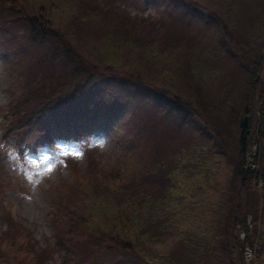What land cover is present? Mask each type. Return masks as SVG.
<instances>
[{"label": "trees", "instance_id": "obj_1", "mask_svg": "<svg viewBox=\"0 0 264 264\" xmlns=\"http://www.w3.org/2000/svg\"><path fill=\"white\" fill-rule=\"evenodd\" d=\"M31 1L34 3L0 0V28L14 25L21 30L28 29L27 36L35 52L31 70L21 87L8 98L9 116L13 122L9 129L20 135L19 143L39 137L52 144L54 136L85 132L101 114L128 109L131 120L136 122L140 111L147 112L148 107L153 110L143 116L144 125H133L136 135L146 134L145 143L129 144L130 149L140 147V151L132 152V155L122 152L114 170L105 172L86 145L82 162L71 156L64 158L67 164L75 160L70 165V182L65 188L56 190L52 197L45 190L51 208L48 223L53 232L54 249L62 257L61 264H123L121 260L127 256L136 258L141 264H172V255L182 256V260L173 264H264V207L259 199L250 202L247 196L250 188L264 190L263 79L258 86L251 80L245 93L241 114L248 119L249 126L239 134L232 158L224 157L219 150L213 153L214 162L225 164V168L220 169L215 178L209 174L212 181L205 180L206 190L194 185V175L201 176L198 171L212 163L206 152L195 153L193 149L179 145V159L186 164L181 167L183 180L173 179L176 167H172L169 174L160 160L155 171L150 173V166L145 165L148 155L154 149L161 153L162 149L158 144L150 149L149 131H155L161 125V120L156 117L162 106L170 105L169 112L175 110L171 105L177 101L167 96L162 88L146 82L159 90L153 99L156 105L140 106L137 103L133 106L136 93L129 90L128 81L140 80L135 71L121 63L117 67L111 64L98 66L79 43L81 35L102 27L112 33L136 32L134 20L137 15L132 17L126 13L124 16L120 0H67L76 4L77 13L66 15L60 13L59 0ZM227 1L230 8L237 11L248 9L249 0H225L224 5H220L222 9L229 6ZM184 2L202 8L218 23L226 25L219 10L216 9L218 14L194 0ZM252 10L264 11V1L257 0ZM183 11L184 5L182 11H166L150 20L152 39L176 45L180 29L184 30V39L193 37L196 17H189ZM253 14L254 21L259 22L261 13ZM262 14L264 19V12ZM234 18L244 21L239 14L230 20ZM95 21L99 24L93 26L91 23ZM202 24L204 26L206 22ZM138 38L141 37L133 36L127 42L133 47L143 45L148 51L154 49L146 39L137 43L142 40ZM107 45L118 47L114 42ZM94 46L110 49L104 43L99 47L94 43ZM242 57L253 58V75L264 74V47L252 56L243 51ZM149 96L146 94L145 97ZM121 145L124 150L128 149V142ZM129 156L133 160L130 172L120 164ZM186 187L189 189L185 196L197 199V202L182 205L180 191ZM3 190L0 186V195ZM121 207L125 208L116 210L115 214L111 212V208ZM4 220L5 228L0 230V264H20L19 252L16 253L21 248L18 241L26 232L11 214L6 213ZM136 221L138 227H133L131 224ZM126 222L136 236L126 229ZM3 244L11 249L15 246V252L7 253ZM246 247L252 252L249 261L244 259ZM182 249L185 251L181 254ZM44 250L35 246L28 248L35 264H43ZM205 258L210 262L204 263L208 261Z\"/></svg>", "mask_w": 264, "mask_h": 264}, {"label": "rangeland", "instance_id": "obj_2", "mask_svg": "<svg viewBox=\"0 0 264 264\" xmlns=\"http://www.w3.org/2000/svg\"><path fill=\"white\" fill-rule=\"evenodd\" d=\"M27 1L34 3L31 0ZM194 1L222 12L220 18L226 25L218 23L217 19L208 15L205 10L184 0H120L124 6L121 9L125 12L124 16L126 13L132 17L137 15L138 18L134 20L137 22L134 25L136 29L133 28L136 32L112 33L106 32L105 27H102L81 35L79 43L80 48L87 51L92 62L98 66L111 64L117 67L121 63L135 71V75L140 80L128 81L129 90L136 93L133 106L137 103L140 106L156 105L153 99L159 90H155L146 82L162 88L167 96L177 101L171 105L175 110L168 112L170 105L165 108L162 106L160 109L156 119L161 120V125L155 131H149L148 137H150V149L153 150L158 144L162 151L161 153H157L156 149L151 151L145 165L150 166V173H153L160 160L164 171L169 174L176 167L177 173L173 175V179L183 180L181 167L186 164L179 159V145L191 148L195 153L206 152L211 156L212 163L198 171L201 176L194 175L195 187L206 190L205 180L212 181L210 178H215L218 171L225 168V164L214 162L216 157L213 153L219 150L224 157L231 159L232 151H235L237 138L242 131L240 121L243 118L241 111L245 93L251 80H254L252 82L256 86L261 79L264 81L263 73L253 75V58L242 57L243 51L248 56H252L264 47V19H262L264 11L252 10L257 0H249L248 9L242 8L241 11L230 8L228 1L229 6H224L222 9L220 5H224L225 0ZM75 5L67 0H59L60 13L62 15L77 13ZM183 5L184 14L196 17L197 25L193 30V37L184 39V30L180 29V38L176 45L167 41L153 40L150 20L166 11H182ZM253 13H261L259 22L254 21ZM236 14L242 16L244 21L236 18L230 20ZM203 22H206L204 26ZM91 24L97 25L99 21ZM27 33L28 29L21 30L14 25L0 28V186L4 188L0 195V230L5 228L6 213L11 214L13 219L24 228L25 237L18 241L21 248L16 252H19L20 264H35L32 253L28 251L30 246L45 249L43 264H61L62 257L54 249L53 232L48 223V213L51 208L46 200L45 190L47 189L52 197L56 190L65 188L70 182L72 171L70 165L75 163V160L67 164L64 163V158L71 156L82 162L84 145H86L90 153L97 158L98 163L104 166L105 172L114 170L119 165L116 160L122 152L132 155V152L140 151V147L130 149L129 144L145 143L146 134L136 135L133 125H144L143 116H148L153 110L148 107L147 112L140 111L136 122L131 120L128 109L101 114L88 125V130L85 132L54 136L52 144L41 141L39 137L32 140L24 139L19 143L20 135L15 132L16 130L9 129L13 122L9 116L8 98L13 91L21 87L26 74L31 70L35 52ZM133 36L141 37L138 39L142 40L137 43L148 40L154 49L148 51L143 45L133 47L127 42ZM109 42H114L118 47H108ZM94 43L97 47L104 43L105 47L110 49H97ZM245 43H247L246 48ZM146 94L150 96L147 98ZM224 104L227 106L224 107ZM148 130L149 128L147 132ZM124 142H128V149L124 150V146L121 145ZM120 164L127 167L130 172L133 160L129 156L125 163L121 160ZM188 189L186 187L180 191L182 205L198 201L185 196ZM247 196L251 199L250 202L259 199L264 207L263 189L250 188L247 190ZM124 208H111V212L115 214L116 210ZM167 214L168 212L165 215ZM125 225L128 231L134 236L137 235L134 230L129 229L128 222ZM131 225L138 227V222ZM172 241H174L173 236ZM173 243L178 248L176 241ZM171 244L172 242L169 243ZM2 247L7 253L11 254L13 250L15 252V246L11 249L3 244ZM183 251L185 249L181 250V254ZM244 255L245 261L247 257L252 256L248 247ZM172 260V264L176 263L182 260V256L172 255ZM205 260L208 261L204 263L210 262L208 258ZM121 261L123 264H141L136 258L128 256Z\"/></svg>", "mask_w": 264, "mask_h": 264}, {"label": "water", "instance_id": "obj_3", "mask_svg": "<svg viewBox=\"0 0 264 264\" xmlns=\"http://www.w3.org/2000/svg\"><path fill=\"white\" fill-rule=\"evenodd\" d=\"M247 118L244 117L241 121H240V125L242 126V128H246L248 127V123H247Z\"/></svg>", "mask_w": 264, "mask_h": 264}]
</instances>
